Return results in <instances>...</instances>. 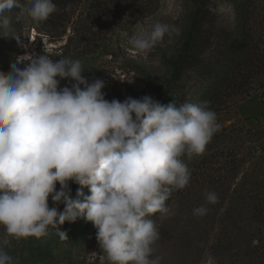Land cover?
<instances>
[{
	"label": "clouds",
	"instance_id": "obj_1",
	"mask_svg": "<svg viewBox=\"0 0 264 264\" xmlns=\"http://www.w3.org/2000/svg\"><path fill=\"white\" fill-rule=\"evenodd\" d=\"M27 4L0 0V36L11 32L6 12L19 9L18 18L45 21L57 11L53 0ZM173 33H179L175 25L157 21L128 43L134 54L146 55ZM21 57L7 74L0 71V226L6 236L39 238L51 226L67 239L57 225L82 216L97 229L110 264H160L150 258L160 236L151 217L172 214L166 201L191 177L182 157L204 153L221 127L216 113L207 101L177 106L150 95L109 101L105 82H89L79 59ZM64 79L69 85L61 87ZM70 182L79 186L75 197ZM206 201L217 203V194L206 193ZM207 211L199 206L193 214ZM3 245L0 264H13Z\"/></svg>",
	"mask_w": 264,
	"mask_h": 264
},
{
	"label": "rangeland",
	"instance_id": "obj_2",
	"mask_svg": "<svg viewBox=\"0 0 264 264\" xmlns=\"http://www.w3.org/2000/svg\"><path fill=\"white\" fill-rule=\"evenodd\" d=\"M20 3L30 6L27 0ZM234 3L235 0H80L52 24L48 20L35 21L26 14L18 18L20 10L13 9L5 13L10 18L11 32L0 36V71L7 74L17 58L23 60L21 56L25 55L48 54L54 62L67 57L81 61L82 75L89 82L97 78L105 82L102 91L109 101L150 95L163 104L198 103L208 83L204 67L186 69L172 81V61L186 38L193 13L204 6L210 11L206 26L212 36L202 62L213 57L219 34L231 32L235 26ZM157 21L175 25L179 33L166 34L146 55L134 54L128 39L140 27L151 28ZM250 27L253 39L264 47V0H252ZM13 36L19 38V43ZM24 66L19 64L22 69ZM125 78H133V82L121 80ZM263 82L264 74L254 80L243 99L216 113L221 127L204 153L191 159L182 157L189 170L208 152L236 144L235 136L221 134L222 127L236 122L241 129L261 128ZM65 85H69V79L61 80L60 86ZM259 163L264 165V161ZM240 175L217 184L190 181L185 188L174 190L166 201L172 214L157 213L151 217L160 236L150 258L159 257L160 264H264V222L253 214L252 187L246 183L237 196L231 195L232 189H236L232 183L239 182ZM59 187L57 183V190ZM70 187L75 197L79 186L70 182ZM83 191L90 194L87 187ZM209 192L217 194V203L206 201ZM49 206H54L51 197ZM199 206L208 209L206 215L193 214ZM63 207L59 205V210ZM57 228L67 233V239H61L57 229L49 226L39 238L17 240L6 236L0 226V245L8 240L3 247L12 256L13 264H110L96 239L97 229L84 217L71 223L66 221Z\"/></svg>",
	"mask_w": 264,
	"mask_h": 264
},
{
	"label": "trees",
	"instance_id": "obj_3",
	"mask_svg": "<svg viewBox=\"0 0 264 264\" xmlns=\"http://www.w3.org/2000/svg\"><path fill=\"white\" fill-rule=\"evenodd\" d=\"M76 1L80 0H53L57 11L50 15L48 22L52 24L54 19L67 14ZM251 6L252 0H235V26L231 32L219 34L221 38L214 56L206 62H202V55L212 36L206 26L210 11L206 6L197 9L182 47L172 61V81L181 77L186 69L204 67L208 83L198 103L207 101L208 107L215 113L229 108L235 100L243 99L254 80L264 74V47L251 34ZM221 134L235 136L236 144L232 148L216 149L205 154L190 170V181L224 183L240 173V181L232 183L236 189H232L231 195L237 196L249 183L255 201L253 214L264 222V165L259 163L264 161V122L256 130L241 129L238 123L231 122L221 128Z\"/></svg>",
	"mask_w": 264,
	"mask_h": 264
}]
</instances>
